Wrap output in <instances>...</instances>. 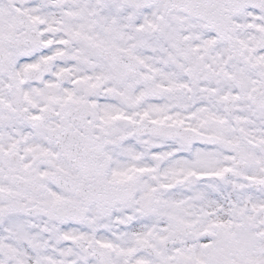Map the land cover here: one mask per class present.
I'll return each mask as SVG.
<instances>
[{
  "label": "snow or ice",
  "instance_id": "obj_1",
  "mask_svg": "<svg viewBox=\"0 0 264 264\" xmlns=\"http://www.w3.org/2000/svg\"><path fill=\"white\" fill-rule=\"evenodd\" d=\"M0 264H264V0H0Z\"/></svg>",
  "mask_w": 264,
  "mask_h": 264
}]
</instances>
